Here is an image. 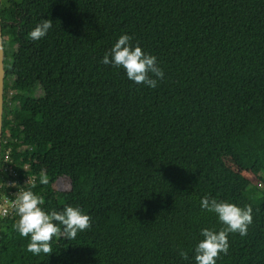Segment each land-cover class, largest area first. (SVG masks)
Wrapping results in <instances>:
<instances>
[{
    "label": "trees",
    "instance_id": "trees-1",
    "mask_svg": "<svg viewBox=\"0 0 264 264\" xmlns=\"http://www.w3.org/2000/svg\"><path fill=\"white\" fill-rule=\"evenodd\" d=\"M0 18V193L91 217L39 255L2 220L0 264H195L202 230L224 227L204 197L253 209L216 264H264V0H8ZM125 34L157 58L156 88L102 63Z\"/></svg>",
    "mask_w": 264,
    "mask_h": 264
},
{
    "label": "clouds",
    "instance_id": "clouds-1",
    "mask_svg": "<svg viewBox=\"0 0 264 264\" xmlns=\"http://www.w3.org/2000/svg\"><path fill=\"white\" fill-rule=\"evenodd\" d=\"M53 21L44 19L29 33L33 40L44 38L52 28ZM132 37L121 35L115 45L105 54L102 63L123 68L127 78L136 84L156 88L158 81L163 80L164 72L157 63V58L146 54L140 46L130 44ZM155 77V79L153 78ZM41 184L48 183L46 174H41ZM31 187H35L32 184ZM43 200L31 190L20 191L14 201L15 211L19 216L16 229L22 237L30 236L27 251L35 255L51 253L53 237L62 236L75 239L78 232L91 227V217L83 214L80 208L68 206L62 211L53 210L46 213L42 210ZM202 210L213 212L218 216L223 228L219 231L203 229V239L195 247V264H216L221 253L227 254L229 233H239L246 236L248 227L252 224V207L244 208L227 202L204 197L201 200ZM2 221V220H1ZM63 226V230L61 227ZM180 256L187 260L188 254L181 251Z\"/></svg>",
    "mask_w": 264,
    "mask_h": 264
},
{
    "label": "built area",
    "instance_id": "built-area-1",
    "mask_svg": "<svg viewBox=\"0 0 264 264\" xmlns=\"http://www.w3.org/2000/svg\"><path fill=\"white\" fill-rule=\"evenodd\" d=\"M6 161H8V155L4 158ZM32 181L31 178H27L23 180L24 184H28ZM15 183L13 182L11 185L13 186ZM25 189L22 187H19L15 191H11V189H7L5 192H3V195L0 193V218L1 220L4 219H14L18 218L15 211L14 201L16 200V194L20 191H24Z\"/></svg>",
    "mask_w": 264,
    "mask_h": 264
},
{
    "label": "water",
    "instance_id": "water-1",
    "mask_svg": "<svg viewBox=\"0 0 264 264\" xmlns=\"http://www.w3.org/2000/svg\"><path fill=\"white\" fill-rule=\"evenodd\" d=\"M4 78H5L4 49L2 42V28H1V18H0V156H1V138H2V126H3L2 117H3V105H4V100H3ZM0 234H1V218H0Z\"/></svg>",
    "mask_w": 264,
    "mask_h": 264
},
{
    "label": "rangeland",
    "instance_id": "rangeland-1",
    "mask_svg": "<svg viewBox=\"0 0 264 264\" xmlns=\"http://www.w3.org/2000/svg\"><path fill=\"white\" fill-rule=\"evenodd\" d=\"M8 5V0H1L0 6L6 7ZM55 188L59 190H67L68 189V183L64 179H60L56 184Z\"/></svg>",
    "mask_w": 264,
    "mask_h": 264
}]
</instances>
